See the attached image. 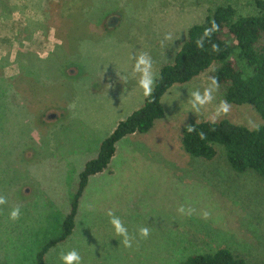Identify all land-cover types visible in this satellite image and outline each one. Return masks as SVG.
<instances>
[{"label": "rangeland", "instance_id": "rangeland-1", "mask_svg": "<svg viewBox=\"0 0 264 264\" xmlns=\"http://www.w3.org/2000/svg\"><path fill=\"white\" fill-rule=\"evenodd\" d=\"M220 5L238 16L259 11L255 0H0V264H37L38 252L61 234L81 172L148 97L132 71L135 57L150 56L154 86L189 29ZM224 41L234 43L229 35ZM230 61L252 72L238 50ZM215 64L174 84L162 98L164 117L117 144L107 169L89 180L73 235L47 253L46 264H62L60 252L72 249L82 264H181L221 248L264 262V179L235 171L219 144L211 159L183 146L192 122L264 124L252 105L227 102L216 85L210 102L192 107V93L212 86Z\"/></svg>", "mask_w": 264, "mask_h": 264}, {"label": "trees", "instance_id": "trees-1", "mask_svg": "<svg viewBox=\"0 0 264 264\" xmlns=\"http://www.w3.org/2000/svg\"><path fill=\"white\" fill-rule=\"evenodd\" d=\"M255 3L259 10L255 15L238 16L232 5H220L210 10L203 22L189 29L188 38L176 54L174 63L162 68L144 106L118 124L103 141L98 156L89 161L81 172L71 210L62 224V232L38 252L37 264H46L47 253L73 235L80 201L89 180L107 169L117 144L131 134L148 132L157 119L164 117L162 98L174 84L188 82L216 63L209 76L224 91L226 101L236 105H252L264 120V0H255ZM206 30H211L207 36ZM224 35L231 36L234 43L224 41ZM237 50L239 58L252 70L248 75L236 69L230 61ZM215 144L224 148L227 161L235 171H254L264 179V124L250 129L228 121L204 120L185 127L183 146L190 155L211 159L216 155ZM181 264L264 262L251 263L230 249L221 248L214 253L190 255Z\"/></svg>", "mask_w": 264, "mask_h": 264}, {"label": "clouds", "instance_id": "clouds-1", "mask_svg": "<svg viewBox=\"0 0 264 264\" xmlns=\"http://www.w3.org/2000/svg\"><path fill=\"white\" fill-rule=\"evenodd\" d=\"M215 27V26H214ZM211 30H206L205 35H209ZM133 73L139 74L138 85L140 88L143 89L144 96H150L153 90V83H154V73L152 71V60L147 53H140L135 57V62L132 67ZM216 84L215 79H212V86L205 89L203 95H201L198 91L192 93L194 96V101H192V107L195 108L196 102L200 105H205L206 103L212 100V91ZM198 110V109H197ZM220 110L227 112L228 106L225 103L221 104ZM5 198L0 196V204H4ZM183 211V209H181ZM21 214V210L19 207L12 209L10 212V218L15 220ZM110 217V223L115 229L116 234L124 237V244L125 246L131 247V241L128 236V230L122 223L120 217L113 214L111 211L108 213ZM141 236L147 237L149 234L148 228H141L140 230ZM60 260L62 264H82V257L76 249H72L70 251H61L60 252Z\"/></svg>", "mask_w": 264, "mask_h": 264}, {"label": "crops", "instance_id": "crops-1", "mask_svg": "<svg viewBox=\"0 0 264 264\" xmlns=\"http://www.w3.org/2000/svg\"><path fill=\"white\" fill-rule=\"evenodd\" d=\"M55 1V0H54ZM55 13H58V12H56V9H55V6H54V14ZM12 21H15V20H13V19H11ZM135 134V133H134ZM134 134H131V135H134ZM130 136V135H129Z\"/></svg>", "mask_w": 264, "mask_h": 264}, {"label": "flooded vegetation", "instance_id": "flooded-vegetation-1", "mask_svg": "<svg viewBox=\"0 0 264 264\" xmlns=\"http://www.w3.org/2000/svg\"><path fill=\"white\" fill-rule=\"evenodd\" d=\"M113 21V20H112ZM51 115H53V114H51ZM51 115H49V117L51 116ZM51 118V117H50Z\"/></svg>", "mask_w": 264, "mask_h": 264}, {"label": "water", "instance_id": "water-1", "mask_svg": "<svg viewBox=\"0 0 264 264\" xmlns=\"http://www.w3.org/2000/svg\"><path fill=\"white\" fill-rule=\"evenodd\" d=\"M52 116H54V115H51L50 117H52Z\"/></svg>", "mask_w": 264, "mask_h": 264}]
</instances>
